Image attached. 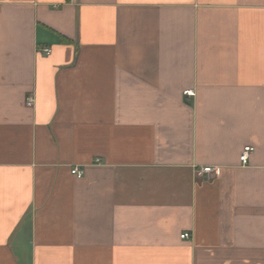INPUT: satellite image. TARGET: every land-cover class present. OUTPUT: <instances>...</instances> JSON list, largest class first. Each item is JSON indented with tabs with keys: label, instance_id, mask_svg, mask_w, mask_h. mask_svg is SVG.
<instances>
[{
	"label": "crops",
	"instance_id": "1",
	"mask_svg": "<svg viewBox=\"0 0 264 264\" xmlns=\"http://www.w3.org/2000/svg\"><path fill=\"white\" fill-rule=\"evenodd\" d=\"M0 264H264V0H0Z\"/></svg>",
	"mask_w": 264,
	"mask_h": 264
},
{
	"label": "built area",
	"instance_id": "2",
	"mask_svg": "<svg viewBox=\"0 0 264 264\" xmlns=\"http://www.w3.org/2000/svg\"><path fill=\"white\" fill-rule=\"evenodd\" d=\"M44 54L45 55H49L50 53V49H44L43 50ZM183 95L186 96V97H192L194 95L193 91L192 90H186L183 92ZM26 105L28 107H31L33 105V99L31 97H28L26 99ZM252 152V148H249V147H246L242 150L241 154L239 155V162L242 166H245L247 165L248 163V158H249V155L250 153ZM217 171L212 168V167H203V168H199L197 171H196V175L197 176H203L205 174H215ZM70 173L75 176L76 178H81L82 175H83V172L78 168V167H74L71 169ZM190 238V235L188 233H183L180 235V239H189Z\"/></svg>",
	"mask_w": 264,
	"mask_h": 264
}]
</instances>
